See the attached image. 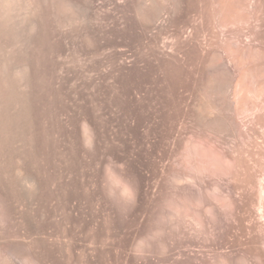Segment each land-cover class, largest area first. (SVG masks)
<instances>
[{"label":"rangeland","instance_id":"374dc122","mask_svg":"<svg viewBox=\"0 0 264 264\" xmlns=\"http://www.w3.org/2000/svg\"><path fill=\"white\" fill-rule=\"evenodd\" d=\"M112 1L0 0V264H264V123L237 138L183 117L166 34L138 29L149 155L145 70Z\"/></svg>","mask_w":264,"mask_h":264},{"label":"bare ground","instance_id":"6f19581e","mask_svg":"<svg viewBox=\"0 0 264 264\" xmlns=\"http://www.w3.org/2000/svg\"><path fill=\"white\" fill-rule=\"evenodd\" d=\"M111 4L116 14L125 8L130 13L133 78L140 65L145 70L143 86L134 84L131 96L145 95L149 155L153 154L154 144V54L146 59L140 56L135 44L138 29L166 34L168 40L162 41L155 54L170 75L174 104L183 117L193 119L205 133L218 128L237 138L250 136L264 123V0H125V5L113 0ZM137 9L143 12V21H139ZM260 97L263 104L259 112L256 106ZM248 113L252 118L247 122L244 119ZM188 146L193 152L197 149L204 153L203 145L189 142ZM28 177L40 184L36 175ZM189 179L203 183V179ZM36 211L40 212V207ZM44 234L57 237L64 245L62 235L52 225Z\"/></svg>","mask_w":264,"mask_h":264}]
</instances>
